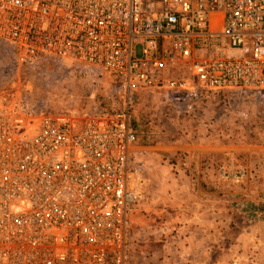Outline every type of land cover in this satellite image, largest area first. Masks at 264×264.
<instances>
[{
  "label": "built area",
  "instance_id": "1",
  "mask_svg": "<svg viewBox=\"0 0 264 264\" xmlns=\"http://www.w3.org/2000/svg\"><path fill=\"white\" fill-rule=\"evenodd\" d=\"M0 41L17 64L103 72L117 97L111 110L0 97V264H129L137 89L264 97V0H0Z\"/></svg>",
  "mask_w": 264,
  "mask_h": 264
},
{
  "label": "rangeland",
  "instance_id": "2",
  "mask_svg": "<svg viewBox=\"0 0 264 264\" xmlns=\"http://www.w3.org/2000/svg\"><path fill=\"white\" fill-rule=\"evenodd\" d=\"M164 74L185 75L169 64ZM114 84L78 64H17L0 41V97L24 90L48 110H111ZM130 109L142 194L130 219L129 264H264V97L142 87Z\"/></svg>",
  "mask_w": 264,
  "mask_h": 264
}]
</instances>
